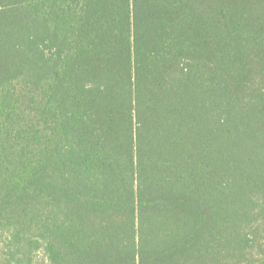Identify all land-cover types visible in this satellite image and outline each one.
I'll list each match as a JSON object with an SVG mask.
<instances>
[{"label":"trees","instance_id":"1","mask_svg":"<svg viewBox=\"0 0 264 264\" xmlns=\"http://www.w3.org/2000/svg\"><path fill=\"white\" fill-rule=\"evenodd\" d=\"M0 264H264V0H0Z\"/></svg>","mask_w":264,"mask_h":264},{"label":"rangeland","instance_id":"2","mask_svg":"<svg viewBox=\"0 0 264 264\" xmlns=\"http://www.w3.org/2000/svg\"><path fill=\"white\" fill-rule=\"evenodd\" d=\"M42 256L40 255L39 258H41Z\"/></svg>","mask_w":264,"mask_h":264}]
</instances>
